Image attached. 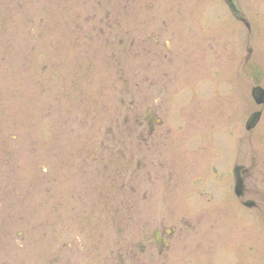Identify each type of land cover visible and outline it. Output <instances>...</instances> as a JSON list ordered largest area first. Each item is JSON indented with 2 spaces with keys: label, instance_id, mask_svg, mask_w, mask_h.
Masks as SVG:
<instances>
[{
  "label": "rangeland",
  "instance_id": "rangeland-1",
  "mask_svg": "<svg viewBox=\"0 0 264 264\" xmlns=\"http://www.w3.org/2000/svg\"><path fill=\"white\" fill-rule=\"evenodd\" d=\"M238 2L248 29L223 0H0L1 251L34 262L56 246L46 168L48 185L78 178L75 264H102L162 219L173 264H264V103L250 95L264 88V0ZM147 107L160 122L142 137ZM109 170L124 189L101 206L89 177Z\"/></svg>",
  "mask_w": 264,
  "mask_h": 264
},
{
  "label": "flooded vegetation",
  "instance_id": "flooded-vegetation-1",
  "mask_svg": "<svg viewBox=\"0 0 264 264\" xmlns=\"http://www.w3.org/2000/svg\"><path fill=\"white\" fill-rule=\"evenodd\" d=\"M142 51L150 54L149 50H146L143 46ZM152 53L154 56V52ZM141 79L147 80L148 76L141 74ZM129 105H132V103L130 102ZM140 116L141 119L135 118L134 123L136 126L143 128L140 135L144 137L143 132L147 130L148 137L154 131V125L156 124L154 111L150 107H147L145 112L141 113ZM128 121L129 115L125 116L124 124H127ZM120 143V141L116 140L109 146H114V144L120 145ZM115 155L121 158L119 154L115 153ZM42 172L44 173L41 177L43 181L41 185L43 196H46V193L49 192L52 186L55 189L54 197H50L49 200L53 204V209L57 215H55L53 221L48 223V227H53L54 229L52 242L56 243V246H50L41 252L39 251V253L25 254L39 257V261L34 262L27 257V259H25L24 256L18 257L17 254H14L15 252L0 250V264H75L76 262L75 255L79 250L78 217L74 208L77 206L78 202V178L75 174L64 175L60 171L50 177L52 185H48L47 176L45 174L46 168H43ZM113 173V171L109 170V173H100L94 178L88 176L89 179L95 180V183L92 185L93 189L100 190L96 195L98 199L96 200L99 201L101 206L108 205L111 199L115 200L116 196L124 189V182L121 183V179H119L116 185L117 182L114 178L115 174ZM83 179L86 180L85 177H83ZM64 196L68 198H63ZM24 198L25 197L22 198V202H24ZM45 201L46 200H42L43 203ZM64 203L68 204L71 209H69V216L62 217V206ZM122 203L124 204L125 200H123ZM21 204L23 205V203ZM62 219L65 221L64 226L62 225ZM118 219H120V217ZM117 225L120 231L125 229L123 224ZM141 229L144 230L142 233V241H138L136 245L133 243H124L120 247L110 248L108 253L104 255L101 261L102 264H173L174 227L166 224L162 219L152 228H148L146 224H142ZM154 233L157 235V238L154 237ZM23 235L24 233L20 232L19 237L23 238ZM62 236L65 237L64 240ZM92 264H98V262Z\"/></svg>",
  "mask_w": 264,
  "mask_h": 264
},
{
  "label": "water",
  "instance_id": "water-1",
  "mask_svg": "<svg viewBox=\"0 0 264 264\" xmlns=\"http://www.w3.org/2000/svg\"><path fill=\"white\" fill-rule=\"evenodd\" d=\"M223 1L227 5L233 17L238 21H241L248 28L249 27L248 20L244 17L242 10L238 4V1L237 0H223ZM250 94L255 104L261 105L264 103V89L260 85H253L250 89ZM261 114H262L261 110H256L251 112L245 121L244 124L245 129L250 130L254 128L258 123V121L260 120ZM242 168H243L242 165H235L232 169L235 178L233 191L237 197H242L245 189L243 184V179L241 176ZM243 205L251 208L255 206V202L251 199H248L243 202Z\"/></svg>",
  "mask_w": 264,
  "mask_h": 264
}]
</instances>
